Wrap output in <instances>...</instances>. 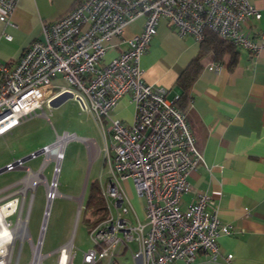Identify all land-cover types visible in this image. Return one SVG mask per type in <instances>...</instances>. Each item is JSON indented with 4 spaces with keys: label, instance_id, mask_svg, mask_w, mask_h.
<instances>
[{
    "label": "built area",
    "instance_id": "built-area-1",
    "mask_svg": "<svg viewBox=\"0 0 264 264\" xmlns=\"http://www.w3.org/2000/svg\"><path fill=\"white\" fill-rule=\"evenodd\" d=\"M17 1L0 0V21L14 25L11 14ZM260 17V9L248 0H78L61 17L43 24V39L31 42L16 62L0 61V136L68 92L109 139L104 156L108 177L105 184H98L104 214L89 230L92 246L83 253L81 264H118L117 256L127 250L142 264L177 259L192 263L200 251L211 260L217 258V238L230 234L231 227L221 222L210 195L197 193L181 207L182 194L191 191L188 176L203 157L185 113L174 105L178 94L168 99L164 87L147 83L139 61L161 19L179 36L201 41L210 31L257 56L264 50V32L253 35L245 25ZM139 18L140 31L125 36L126 27ZM3 36L12 38L7 32ZM110 50L116 53L106 60ZM126 94L134 105L129 124L112 116ZM75 137L64 132L43 149L38 171L54 161V175L46 183L47 205L58 194L56 175L64 145ZM50 149H60L61 154L48 156ZM19 168L33 172L20 159L5 165L6 171ZM129 180L139 199L144 198V219L132 210L135 223L126 217L132 208ZM30 243L29 262L35 260L33 246H39L36 264H41L43 235ZM56 252L57 264H71L72 240ZM231 258L232 254L225 257L227 264Z\"/></svg>",
    "mask_w": 264,
    "mask_h": 264
},
{
    "label": "crops",
    "instance_id": "crops-1",
    "mask_svg": "<svg viewBox=\"0 0 264 264\" xmlns=\"http://www.w3.org/2000/svg\"><path fill=\"white\" fill-rule=\"evenodd\" d=\"M248 1L261 11L260 19H250L245 25L256 35L264 32V0ZM77 2L18 0L11 14L14 25L0 21V61L16 62L31 42L43 39V24L58 19ZM142 22L139 18L127 26L125 36L139 32ZM4 32L12 38L6 40ZM236 49L232 66L228 64L229 56L223 63L206 56L191 86L184 113L203 162L188 176L191 191L181 196L183 208L197 193L213 197L221 222L229 224L232 232L217 238L219 252L215 260L200 251L192 263L177 259L169 264H227L228 254H232L230 264H264V50L253 56L244 48ZM198 50L199 41L191 35L179 36L161 19L147 51L140 57L144 80L164 87L166 97L173 99L181 93L175 84L178 76ZM115 53L110 50L105 59ZM133 114L134 105L127 94L112 111V116L125 124L131 122ZM87 147L91 158L100 155L94 140L89 139ZM141 212L143 220L142 207ZM52 255L54 252H47L42 259ZM54 261L57 264L56 256Z\"/></svg>",
    "mask_w": 264,
    "mask_h": 264
},
{
    "label": "rangeland",
    "instance_id": "rangeland-1",
    "mask_svg": "<svg viewBox=\"0 0 264 264\" xmlns=\"http://www.w3.org/2000/svg\"><path fill=\"white\" fill-rule=\"evenodd\" d=\"M64 132L74 134L76 137L64 145L63 156L56 175L58 194L50 203L47 218L45 213L47 210L46 183L51 181L54 175L53 160L41 171L45 178L42 175L37 182L35 181L33 187L27 184L24 195L21 189L26 182H22V179L27 178L28 170L19 168L0 173V204L10 199L18 200L16 211L7 216L6 222L13 227L20 211L21 216L24 219L27 218L28 235L14 240L9 264H30L32 256L30 241L37 243L41 235H43L41 253L54 252V255L42 259L41 264H55L56 250L70 239L74 253L71 264H81L83 253L92 246L89 235V230L93 226L91 220L99 212L101 213V211H96V205L92 201L94 199L92 186L106 183L108 171L104 156L107 141L93 115L83 111L75 98L66 99L56 106L44 104L43 109L37 110L31 118L1 135L0 167L5 166L6 161H14L31 155L52 144L57 135ZM89 139L94 140L98 145L101 151L99 156L94 158L89 156L87 147ZM110 151L112 152L111 149ZM44 156V152L31 156L23 162V166L29 167L33 171L30 173H34L42 166ZM29 179L33 180L32 178L26 180ZM128 186L132 208L126 217L135 223L136 218L132 210L142 220L141 207L144 198L139 199L132 181L129 180ZM83 190L82 206L78 208L80 199L75 197L79 196ZM43 223L45 226L42 231ZM131 246L135 249L134 244ZM33 250L35 251L34 246ZM117 261L118 264H134L130 250L119 255Z\"/></svg>",
    "mask_w": 264,
    "mask_h": 264
},
{
    "label": "trees",
    "instance_id": "trees-1",
    "mask_svg": "<svg viewBox=\"0 0 264 264\" xmlns=\"http://www.w3.org/2000/svg\"><path fill=\"white\" fill-rule=\"evenodd\" d=\"M238 51L236 46L231 42L219 38L214 33L207 31L204 38L199 41V50L197 54L189 61L181 74L178 76L175 84L180 88L181 93L174 100V105L184 112V107L189 103L191 98V86L203 68L206 56H211L212 60L217 63H223L226 56H229L228 64L232 66L237 58ZM95 184V183H93ZM93 188V203L96 205V211H101L91 220L92 225L97 223L103 217V199L99 193V187L95 184Z\"/></svg>",
    "mask_w": 264,
    "mask_h": 264
},
{
    "label": "bare ground",
    "instance_id": "bare-ground-1",
    "mask_svg": "<svg viewBox=\"0 0 264 264\" xmlns=\"http://www.w3.org/2000/svg\"><path fill=\"white\" fill-rule=\"evenodd\" d=\"M57 145L58 144H56L55 146ZM58 154H61L60 149L59 150L50 149L47 151L48 156L57 158ZM41 177L42 176L40 172L30 173L29 171L27 178H32L33 180L32 181L30 179L26 180L27 179L26 177L22 179V182L24 183L26 182L24 187L21 189V191L23 192V195L26 192L27 184L33 187L35 181L37 182V180H39ZM50 187H51V190H53L52 185H50ZM49 206H50V203H48L47 205L46 212L49 211ZM17 207H18L17 199H10L0 204V264H9L12 249L14 246L13 244L14 240L18 237L22 239L24 236L28 235L27 227H26L27 218L24 219L21 216V211L18 214V218L13 227H11L8 222H6L7 216L15 212ZM44 226H45V223L43 224V228ZM34 252H35V255H34L35 260L30 262V264H36L37 262H39V259L41 258V256L39 255V246L35 247Z\"/></svg>",
    "mask_w": 264,
    "mask_h": 264
},
{
    "label": "water",
    "instance_id": "water-1",
    "mask_svg": "<svg viewBox=\"0 0 264 264\" xmlns=\"http://www.w3.org/2000/svg\"><path fill=\"white\" fill-rule=\"evenodd\" d=\"M69 98H73L72 95H71L70 93H68V92L63 93V94H61V95L55 97L54 99L50 100V101H49V105H50V106H56V105H58L59 103H61L62 101L66 100V99H69ZM43 149H44V147H43L42 149L38 150V151L33 152L32 154H33V155H38V154H40V153L43 152ZM32 154H31V155H32ZM31 155H26V156H24V157H21L20 160H21L22 162H25L26 160H28L29 158H31ZM5 170H6V169H5V166L0 167V173H2V172L5 171ZM83 195H84V190H83V191L81 192V194L79 195V199H80V200H79L78 208L82 206V198H83ZM77 210H78V212H79V209H77Z\"/></svg>",
    "mask_w": 264,
    "mask_h": 264
}]
</instances>
